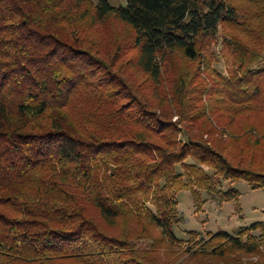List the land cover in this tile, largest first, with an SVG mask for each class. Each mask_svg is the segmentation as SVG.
Segmentation results:
<instances>
[{
  "label": "trees",
  "instance_id": "1",
  "mask_svg": "<svg viewBox=\"0 0 264 264\" xmlns=\"http://www.w3.org/2000/svg\"><path fill=\"white\" fill-rule=\"evenodd\" d=\"M240 180L264 189V0H0V264H264L263 223L173 233L179 192Z\"/></svg>",
  "mask_w": 264,
  "mask_h": 264
},
{
  "label": "rangeland",
  "instance_id": "2",
  "mask_svg": "<svg viewBox=\"0 0 264 264\" xmlns=\"http://www.w3.org/2000/svg\"><path fill=\"white\" fill-rule=\"evenodd\" d=\"M100 0H93L96 4ZM114 7L125 6V0H106ZM222 47L214 49L215 56L219 57ZM214 69L226 75L225 63L220 58L212 65ZM202 80L210 86L211 79L202 70ZM205 101V97H204ZM176 121V118L174 119ZM222 190L234 191L236 197L225 202L220 201L205 191L201 192L203 204L198 210L194 204L190 191L179 192L175 198L182 221L173 227V233L180 240H187L189 232H196L200 239H205L207 234L216 235L226 233L236 236L242 229L250 228L256 223L264 224V189H254L245 181L224 183ZM259 236L260 233H255ZM260 255L243 258L245 263L264 262V246Z\"/></svg>",
  "mask_w": 264,
  "mask_h": 264
}]
</instances>
